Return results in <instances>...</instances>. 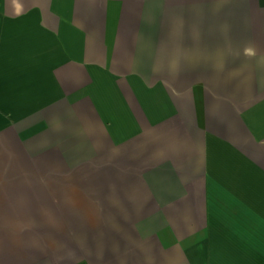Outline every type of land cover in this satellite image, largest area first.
<instances>
[{
    "label": "crops",
    "instance_id": "obj_1",
    "mask_svg": "<svg viewBox=\"0 0 264 264\" xmlns=\"http://www.w3.org/2000/svg\"><path fill=\"white\" fill-rule=\"evenodd\" d=\"M42 3L41 25L37 16H16L17 0H0V220L12 218L13 228L28 220L40 184L3 180L2 173L27 167L19 139L48 142L49 132L37 126L61 108L49 102L66 88L104 126L105 264H264V0H241L235 11L248 15L232 24L187 20L171 52L154 39L151 53L140 37L136 59L115 26L103 36L93 20L85 38L67 32L61 15ZM68 56L78 61L76 81L83 69L79 86L56 79ZM64 111L59 125L79 138ZM63 194L78 212L72 205L83 204V195ZM42 197L44 217L48 194ZM75 254L54 264H92Z\"/></svg>",
    "mask_w": 264,
    "mask_h": 264
},
{
    "label": "rangeland",
    "instance_id": "obj_2",
    "mask_svg": "<svg viewBox=\"0 0 264 264\" xmlns=\"http://www.w3.org/2000/svg\"><path fill=\"white\" fill-rule=\"evenodd\" d=\"M240 2L241 0H47L49 5L47 12L57 19L61 15L67 32H73L75 29L85 38L90 35L89 28L93 26V20H96L101 34L105 32V26H109V28L115 26L114 36L116 39L118 36L121 38L120 35L123 32L122 40L129 38L127 42L131 56L133 55L136 59L140 37L147 39L146 43L150 44L151 53L154 39L161 40V50L174 51L172 49L175 47L174 43H178L175 38L186 35L185 22L187 20H209L211 27L219 21L232 24L239 21L240 16L245 18L248 15L244 12L236 13L234 6L241 4ZM42 6V0H17L16 16H26L28 19H30V15L37 16L42 25V21H46V14ZM53 6L56 8V12L53 11ZM9 12L8 10L2 13L9 19ZM24 27L25 22L21 23L19 30L24 31ZM48 30L56 35L52 28H48ZM99 42L101 45L102 42L105 43L104 40H99ZM153 57L151 58L153 59ZM76 63L78 64V61L75 58L68 56L64 67L56 74V79L62 85L64 78L70 79L72 82L78 78ZM137 64L136 61L131 63L135 70L138 67ZM150 67L153 68V66ZM75 70L76 76L73 75ZM82 74L84 77L83 69ZM83 77H80L81 82L75 80L73 83H76V86L81 85L84 81ZM68 93L65 88L63 96L49 102L53 104L55 101H59L61 108L52 109L48 119H39L41 121L37 128L39 132L42 129L44 132H49L48 142L44 141L41 145V141L28 142L27 137L19 139L21 147L28 150L27 167L19 168L14 175L2 173L3 180L26 179L40 185L31 193L34 199L32 208L28 209L31 213L26 222L20 219L15 224L18 227L13 228L11 226L12 218L3 217L4 214H2L0 220V264H44L47 261L54 264L67 257L76 256L75 252L77 251H81V256L77 254L76 259L92 264L94 262L105 264L107 230L105 229V205L102 202L104 203L105 197L103 183L106 180L107 158L105 141L101 140L104 126L89 115L92 109L85 102L87 100L81 96V101H79V98H75L74 94L72 98H69ZM65 109L70 112L67 115L70 117V122L78 124L76 127H70L80 130L82 135L79 134V138H74L72 133L66 135L69 134L66 133L67 125H59V114L62 111L65 112ZM35 111L41 112V109ZM89 121H93V123L91 124ZM60 126H63L65 133L62 134L61 130L58 131ZM33 131L37 132L34 129ZM4 144L2 141V151L7 159L11 160L13 151L4 147ZM81 147L87 150L78 151ZM79 153L82 154L74 155ZM44 180L47 181V185L43 190L41 184L45 183ZM92 182L93 189L91 188ZM65 191L76 193L78 196L83 195V204L72 205L77 208L78 212H73L70 209V204V206L66 205L67 202L62 196ZM42 193L44 200L45 193L48 194L49 201V211L44 217L41 215L43 211ZM83 208H92L93 214L90 215L91 210L88 212L80 210ZM128 223L127 229H130L132 222ZM132 226L136 227L135 223ZM13 233L18 235L14 236ZM15 258H18L16 263Z\"/></svg>",
    "mask_w": 264,
    "mask_h": 264
}]
</instances>
